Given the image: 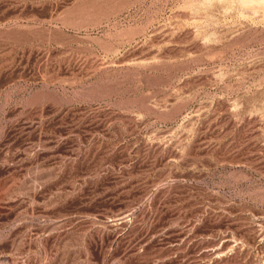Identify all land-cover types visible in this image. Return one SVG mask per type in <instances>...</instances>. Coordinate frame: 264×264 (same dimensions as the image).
<instances>
[{"label": "rangeland", "instance_id": "obj_1", "mask_svg": "<svg viewBox=\"0 0 264 264\" xmlns=\"http://www.w3.org/2000/svg\"><path fill=\"white\" fill-rule=\"evenodd\" d=\"M0 264H264V0H0Z\"/></svg>", "mask_w": 264, "mask_h": 264}]
</instances>
